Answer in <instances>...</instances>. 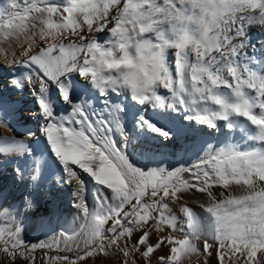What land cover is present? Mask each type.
<instances>
[{"label":"snow or ice","instance_id":"obj_1","mask_svg":"<svg viewBox=\"0 0 264 264\" xmlns=\"http://www.w3.org/2000/svg\"><path fill=\"white\" fill-rule=\"evenodd\" d=\"M256 24L264 0H0V47L12 49L0 84L32 97L37 124L31 144L6 140L0 154L24 159L16 179L31 192L47 182L53 204V186L69 190L82 221L29 245L18 218L40 205L30 192L5 207L0 187L12 264H36L38 250L44 264H264ZM17 108L0 97V121Z\"/></svg>","mask_w":264,"mask_h":264},{"label":"bare ground","instance_id":"obj_2","mask_svg":"<svg viewBox=\"0 0 264 264\" xmlns=\"http://www.w3.org/2000/svg\"><path fill=\"white\" fill-rule=\"evenodd\" d=\"M262 32H264V28L259 24L250 26L249 35L252 38L253 42H259L260 39L264 38L262 36ZM7 50L9 53V57L11 56L12 49L7 45H3L0 47V64L4 63V50ZM0 79L6 81L7 80V72L0 73ZM166 90L161 89V92H165ZM0 97H2L5 101L9 103H17L18 108V116H12L10 114H5L3 121H0V144H2L6 140L16 139V140H25L28 143H32L34 137H30L29 130L36 131L37 124L32 120L31 113L34 111V105L32 103V97L27 93L21 94L18 91L11 89L10 86L4 87L3 84H0ZM129 127L131 125L129 124ZM33 147H36L35 144H32ZM171 151V149H169ZM134 162L140 163L141 161H145L140 159L139 157H133ZM0 161H7L2 164L4 169L3 175L0 176V187L3 188L4 193L9 194V199L7 202L3 203L5 207L11 205H22L23 198L30 194L31 190L25 186V183L19 182L14 174L13 169L16 167V163H19L21 167L25 166L24 159H16L13 162V159L9 156H5L0 154ZM146 163V162H145ZM27 180V173H26ZM55 182L53 181V185ZM49 185L47 182L44 183V186L36 192H31V194L36 198L37 203L40 205V212L36 215H29L27 217H19L18 219L24 220V232L22 236L26 232H33L36 230L42 231L43 234L47 235L45 228L46 219L38 218L41 211L44 213L46 209H52L55 211V219L64 218L68 220L70 223V230H79V226L82 223L79 218V213L76 208L73 207L72 197L70 195L69 190H60L57 191L55 186L52 187V192L55 193L54 204L52 199L48 197L47 190ZM219 191V189H217ZM48 201L46 204L45 201ZM94 202L89 199V206L91 207ZM192 203L194 209L198 212V214L202 215V210L199 209L198 204L195 201H190ZM51 211V212H52ZM33 217H37L36 221L31 222ZM65 220V221H66ZM43 221V223H42ZM58 221V220H57ZM51 233L55 234L53 236H58L59 233L56 229L51 231ZM49 239V238H48ZM202 245V244H201ZM200 260L203 258L200 257ZM197 257L192 258V264H196ZM1 264V263H0ZM12 264V263H8ZM91 264V262H89Z\"/></svg>","mask_w":264,"mask_h":264},{"label":"rangeland","instance_id":"obj_3","mask_svg":"<svg viewBox=\"0 0 264 264\" xmlns=\"http://www.w3.org/2000/svg\"><path fill=\"white\" fill-rule=\"evenodd\" d=\"M192 159L193 158L190 157V156H185L184 157V161H186L189 164L192 162ZM178 160H179L178 157L177 158H173V157L169 156L167 158V160H166V164L172 165V166H179L178 165ZM184 161H180V162H184ZM145 162L148 163V161H141L138 164H144ZM4 196H5V199L3 200L2 203L7 202L8 199H9V197H10L8 193H4ZM41 213H43V212L41 211ZM54 215H55V211L50 212L46 216H41V214H39L38 215L39 216L38 218H40V219L41 218L42 219H46L44 230L46 231L47 235L43 234L42 231H39L38 232L37 230H36V232L35 231H33V232H26L23 235V239L25 240V242L30 245L32 243H37L38 241H41V240H50L53 237V235H55L54 233L53 234L51 233V231H53L54 229H56L59 234L62 231H64V230H70V226H69L70 223L68 222V220L64 219L63 217L62 218L55 219V216ZM36 219H37V217H33L31 219V222L36 221ZM55 254H56L55 252H51L50 253V255H55ZM61 254H64V253H61ZM35 256H36V264H44L45 255H44V251L43 250H38L35 253ZM106 259H110V260L115 261L116 260V256L113 255V256H110V257H108ZM0 263L1 264H8V263H12V261H10L7 258V255L5 253H3L2 251H0ZM15 264H27V262L24 261V260H22V259H20V258H17L16 261H15Z\"/></svg>","mask_w":264,"mask_h":264}]
</instances>
